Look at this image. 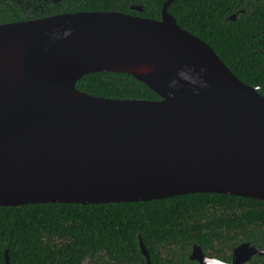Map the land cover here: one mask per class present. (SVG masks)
I'll list each match as a JSON object with an SVG mask.
<instances>
[{"label": "water", "instance_id": "95a60500", "mask_svg": "<svg viewBox=\"0 0 264 264\" xmlns=\"http://www.w3.org/2000/svg\"><path fill=\"white\" fill-rule=\"evenodd\" d=\"M171 1L159 21L109 12L0 25V207L187 194L264 202V97L177 25ZM90 73L131 76L159 100L78 92ZM254 255L264 252L242 244L228 264ZM189 259L225 264L197 246Z\"/></svg>", "mask_w": 264, "mask_h": 264}, {"label": "trees", "instance_id": "16d2710c", "mask_svg": "<svg viewBox=\"0 0 264 264\" xmlns=\"http://www.w3.org/2000/svg\"><path fill=\"white\" fill-rule=\"evenodd\" d=\"M129 1L144 8L132 16L158 21L166 0H114L100 10L129 15L123 6ZM232 11L233 0L176 1L167 9L180 28L202 40L238 80L264 97L261 9L251 19L246 12L234 22L227 20ZM75 88L108 100H159L125 74L90 73ZM139 240L150 264H198L189 259L194 246L228 264L242 244L264 252V202L187 194L135 203L0 207V264L4 251L9 264H146ZM250 264H264V257L256 255Z\"/></svg>", "mask_w": 264, "mask_h": 264}, {"label": "flooded vegetation", "instance_id": "af4514ba", "mask_svg": "<svg viewBox=\"0 0 264 264\" xmlns=\"http://www.w3.org/2000/svg\"><path fill=\"white\" fill-rule=\"evenodd\" d=\"M168 1L170 0H166L164 4ZM176 1L181 0L171 1L170 5ZM185 1L188 0H182V2ZM113 2L114 0H0V20L11 18L12 22H9L7 24H14L28 21H36L61 15H72L81 13H113L117 12V10H100L108 9L109 5L111 4L107 3ZM119 3L123 4V2ZM116 6L118 8H122V6L117 3ZM123 6L127 9L130 16H132L131 13H136L140 15L144 10L143 6L132 4V1H129L127 5L124 4ZM138 7L142 9L141 13H138L137 11H134L132 9ZM258 9H261V21L264 23V0H233V11L230 12L227 20L234 22L240 18L245 17L246 12L249 13V19H251L254 15L253 12ZM160 19L161 12L158 21ZM255 256L256 255L252 256L250 261ZM257 257L262 258L264 256ZM250 261L248 264H250Z\"/></svg>", "mask_w": 264, "mask_h": 264}]
</instances>
